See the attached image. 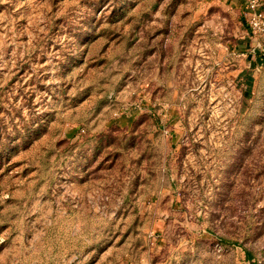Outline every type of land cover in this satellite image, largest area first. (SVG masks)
Instances as JSON below:
<instances>
[{"label": "rangeland", "instance_id": "obj_1", "mask_svg": "<svg viewBox=\"0 0 264 264\" xmlns=\"http://www.w3.org/2000/svg\"><path fill=\"white\" fill-rule=\"evenodd\" d=\"M245 1L0 0V264H264Z\"/></svg>", "mask_w": 264, "mask_h": 264}, {"label": "built area", "instance_id": "obj_2", "mask_svg": "<svg viewBox=\"0 0 264 264\" xmlns=\"http://www.w3.org/2000/svg\"><path fill=\"white\" fill-rule=\"evenodd\" d=\"M253 2V3H251ZM264 0L245 1L247 25L255 35H264V11L261 9Z\"/></svg>", "mask_w": 264, "mask_h": 264}, {"label": "crops", "instance_id": "obj_3", "mask_svg": "<svg viewBox=\"0 0 264 264\" xmlns=\"http://www.w3.org/2000/svg\"><path fill=\"white\" fill-rule=\"evenodd\" d=\"M236 5H238V3ZM238 6L241 7V5H238Z\"/></svg>", "mask_w": 264, "mask_h": 264}, {"label": "trees", "instance_id": "obj_4", "mask_svg": "<svg viewBox=\"0 0 264 264\" xmlns=\"http://www.w3.org/2000/svg\"><path fill=\"white\" fill-rule=\"evenodd\" d=\"M256 55H258V54H256ZM248 258H249V256H248Z\"/></svg>", "mask_w": 264, "mask_h": 264}]
</instances>
